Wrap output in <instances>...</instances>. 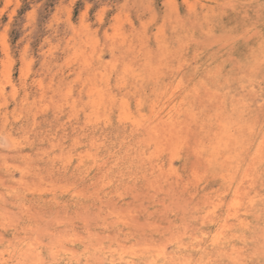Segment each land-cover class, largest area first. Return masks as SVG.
Masks as SVG:
<instances>
[{
    "label": "clouds",
    "instance_id": "1",
    "mask_svg": "<svg viewBox=\"0 0 264 264\" xmlns=\"http://www.w3.org/2000/svg\"><path fill=\"white\" fill-rule=\"evenodd\" d=\"M83 2L0 32V264H264L209 191L264 149V0Z\"/></svg>",
    "mask_w": 264,
    "mask_h": 264
},
{
    "label": "rangeland",
    "instance_id": "2",
    "mask_svg": "<svg viewBox=\"0 0 264 264\" xmlns=\"http://www.w3.org/2000/svg\"><path fill=\"white\" fill-rule=\"evenodd\" d=\"M58 5L59 0H44L43 3H41V0H0V32L6 33V35L12 40V43L15 44L25 26L29 25L31 22L39 28L45 21L50 20L53 17L57 11ZM84 10L85 4L83 0H77V3L71 9V17L73 20L78 21ZM19 76L20 65L17 63L13 66L11 78L13 81H16L19 79ZM4 87L5 91H12V85L5 84ZM11 107H13V105L9 106L10 109ZM0 153L9 156V161L7 160L8 164L16 163V161L11 159V153L8 149H0ZM244 159L245 162L241 166V170L237 173L238 178L231 181L230 187H226L223 181H221L216 184L215 190L209 189L210 192L215 191V194L218 197V203L219 205H222L217 209L218 215L220 218L222 217L221 220L223 221L219 227L224 224L220 227L221 229L228 226V224L230 225L232 222H237L246 226L249 223L250 218L255 217L258 219L261 212L264 211V208L261 206L262 202H264V187H262V185H264V149H262L257 142L255 147L246 150ZM19 176V172L12 173L14 180L19 179ZM236 193H239L241 196L238 197V194ZM33 195L37 197H47L49 194L43 191L29 193V196ZM234 196L236 198H234ZM237 197L240 198V201ZM226 200L231 201L232 203ZM234 208H237V211L234 210ZM225 214L229 216H226ZM211 227L213 242L223 238L224 228L221 230L215 225H212Z\"/></svg>",
    "mask_w": 264,
    "mask_h": 264
},
{
    "label": "bare ground",
    "instance_id": "3",
    "mask_svg": "<svg viewBox=\"0 0 264 264\" xmlns=\"http://www.w3.org/2000/svg\"><path fill=\"white\" fill-rule=\"evenodd\" d=\"M9 85H10V84H9ZM9 88H10V87H9ZM10 90H11V89H10ZM10 156H11V155H10ZM8 161H9V159H8ZM250 165H251V164H250ZM13 178H14V177H13ZM234 186H235V185H234ZM236 186H237V184H236ZM225 188H226V187H225ZM239 188H240V187H239ZM231 189H232V188H231ZM240 189H241V188H240ZM225 191H226V190H225ZM225 191H223V192H225ZM229 192H230V191H229ZM239 193H240V191H239ZM239 193H236V194H238V197L241 196V195H239ZM224 194H225V193H224ZM240 194H241V193H240ZM228 195H229V194H228ZM238 197H237V198H238ZM223 198H224V197H223ZM231 198H232V197H231ZM234 198H236V197L234 196ZM243 198H244V196H243ZM219 199H220V198H219ZM238 199H239V201H240V198H238ZM229 200H230V199H229ZM226 201H228V200H226ZM228 202H231V201H228ZM235 202H236V201H235ZM231 203H232V202H231ZM238 203H239V202H238ZM228 204H229V203H228ZM226 205H227V204H226ZM220 206H222V205H220ZM220 206H219V207H220ZM223 206H224V204H223ZM230 206H231V205H230ZM228 207H229V205H228ZM229 209H230V208H229ZM230 210H231V209H230ZM234 210L237 211V208H236V209L234 208ZM231 212H232V211H231ZM231 212H230V213H231ZM248 212H250V211H248ZM227 213H228V212H227ZM227 213H226V214H227ZM236 213H237V212H236ZM222 214H223V213H222ZM226 214H225V215H226ZM226 216H229V215H226ZM226 216H225V217H226ZM256 217H257V216H256ZM232 218H233V217H232ZM221 219H222V217H221ZM225 219H226V218H225ZM223 220H224V218H223ZM227 222H228V221H227ZM227 222H226V223H227ZM238 222H239V221H238ZM242 223H243V222H242ZM243 224H244V223H243ZM223 225H224V224H223ZM223 225H221L220 227H222ZM226 225H227V224H226ZM228 225H229V224H228ZM220 227H218V228H220ZM213 228H214V227H213ZM215 228H216V227H215ZM223 228H224V227H223ZM223 228H222V229H223ZM220 229H221V228H220ZM222 229H221V230H222ZM215 230H216V229H215ZM216 232H217V231H216ZM221 232H222V231H221ZM217 233H218V232H217ZM215 234H216V233H215ZM220 234H221V233H220ZM216 236H218V235H216ZM223 236H224V235H223ZM214 237H215V236H214ZM218 237H219V236H218ZM218 237H216V238H218ZM221 237H222V235H221ZM220 239H222V238H220Z\"/></svg>",
    "mask_w": 264,
    "mask_h": 264
}]
</instances>
